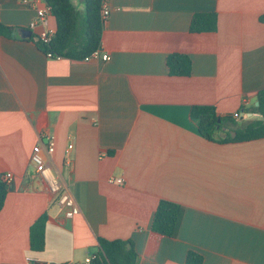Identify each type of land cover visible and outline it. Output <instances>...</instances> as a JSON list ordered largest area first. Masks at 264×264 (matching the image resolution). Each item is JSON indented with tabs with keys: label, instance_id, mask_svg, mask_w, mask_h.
<instances>
[{
	"label": "crops",
	"instance_id": "crops-1",
	"mask_svg": "<svg viewBox=\"0 0 264 264\" xmlns=\"http://www.w3.org/2000/svg\"><path fill=\"white\" fill-rule=\"evenodd\" d=\"M110 7L99 48L110 59L86 62L47 58L40 28H29L35 12L0 0V23L11 29L0 38V179L13 176L0 210V264H85L101 239L131 241L134 264H186L189 251L201 264H264V138L210 142L190 118L194 106L214 107L235 121L221 136L256 119L249 109L264 88V0ZM196 14L216 15V29L191 32ZM48 22L56 30L52 15ZM170 55L190 59L188 76L169 73ZM36 144L75 199L74 217L35 174ZM160 201L183 209L174 237L151 229ZM42 215L38 252L30 228Z\"/></svg>",
	"mask_w": 264,
	"mask_h": 264
},
{
	"label": "trees",
	"instance_id": "trees-1",
	"mask_svg": "<svg viewBox=\"0 0 264 264\" xmlns=\"http://www.w3.org/2000/svg\"><path fill=\"white\" fill-rule=\"evenodd\" d=\"M51 7V15L56 21V33L48 45L37 40V45L46 53L74 60H83L100 48L103 21L99 13L100 0H84L74 3L72 0H46ZM264 24V14L259 17ZM216 29V15L196 14L192 17L190 31L210 32ZM11 29L0 23V38L10 37ZM30 39L35 37L30 36ZM166 64L169 73L174 76H188L191 61L184 55H170ZM257 106L249 112L259 119L249 121L244 127L227 130L224 136L220 130L229 124L234 125L231 117H220L211 106H194L190 109V118L196 124L198 133L206 140L216 143H239L264 138V88L257 93ZM218 128V132H216ZM6 197V185L0 179V210ZM183 209L177 204L160 201L152 218L151 229L161 235L174 237L178 231ZM46 216H40L30 228V248L42 251L44 248V226ZM100 252L93 256L90 264H134L136 253L131 241L99 240ZM199 255L189 251L186 264H201Z\"/></svg>",
	"mask_w": 264,
	"mask_h": 264
},
{
	"label": "built area",
	"instance_id": "built-area-1",
	"mask_svg": "<svg viewBox=\"0 0 264 264\" xmlns=\"http://www.w3.org/2000/svg\"><path fill=\"white\" fill-rule=\"evenodd\" d=\"M21 4L27 8H30L35 12L34 19L30 22L29 28L35 29L40 28V32L37 35V40L45 45H48L53 37L55 36L56 30L49 25L48 18L51 15V7L46 0H21ZM111 7L110 0H100L99 13L102 21L104 22L110 15ZM47 58L50 59H61V56H54L51 52L45 53ZM101 59L102 61H108L110 57L106 53H101L100 49L93 51L89 56L85 57L83 61H91ZM234 119H238L240 116L236 112L232 115ZM72 146H68V150ZM46 153L51 155L54 151V143L50 140L45 148ZM68 152V151H67ZM30 163L34 168L35 174L40 178V180L46 185L47 189L52 194L58 195V203L65 209V216L72 218L79 213V208L76 204L75 199L70 194L68 190H65L60 183V181L55 177L51 166L47 163L46 159L42 154V147L40 144H36L30 153ZM65 164L67 166L71 165L69 158H66ZM11 173H5L1 177V181L8 185L12 180ZM110 183L122 184L120 178L109 179ZM93 257H88L85 259V264H90Z\"/></svg>",
	"mask_w": 264,
	"mask_h": 264
},
{
	"label": "water",
	"instance_id": "water-1",
	"mask_svg": "<svg viewBox=\"0 0 264 264\" xmlns=\"http://www.w3.org/2000/svg\"><path fill=\"white\" fill-rule=\"evenodd\" d=\"M78 1H79V3H83L84 2V0H78ZM18 34L20 35L21 38H24V39L25 38L26 39L27 38H30V36H31V33L30 32H25V31H19ZM257 105H258V102L255 103V106H257ZM218 130L219 129L216 128V132H218Z\"/></svg>",
	"mask_w": 264,
	"mask_h": 264
},
{
	"label": "rangeland",
	"instance_id": "rangeland-1",
	"mask_svg": "<svg viewBox=\"0 0 264 264\" xmlns=\"http://www.w3.org/2000/svg\"><path fill=\"white\" fill-rule=\"evenodd\" d=\"M255 118H256V119H259V117H258V116H257V117H255ZM256 119H255V120H256ZM244 124H245V122L241 120L239 123H237V124H236V128H241V127H243V126H244Z\"/></svg>",
	"mask_w": 264,
	"mask_h": 264
}]
</instances>
